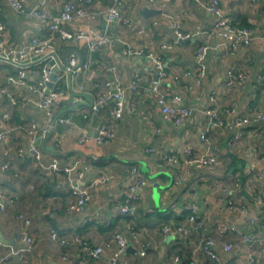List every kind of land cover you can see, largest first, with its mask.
I'll return each mask as SVG.
<instances>
[{"label": "crops", "instance_id": "0c3cea01", "mask_svg": "<svg viewBox=\"0 0 264 264\" xmlns=\"http://www.w3.org/2000/svg\"><path fill=\"white\" fill-rule=\"evenodd\" d=\"M67 1L80 0H47V11L56 14ZM197 1L206 0H170L163 13L145 20L140 11L148 8L146 5L136 0H122V13L132 26L119 24L111 29L113 35L125 40L134 49H143L144 54L154 53L166 63L172 78L161 81V88L182 96L184 104L193 111V115L182 126H174L162 115L148 94L131 89L135 73L142 76L141 85L144 87L157 82L158 74L144 56H129L121 45L94 53L90 71L79 77L72 75L70 83L66 73L59 72L58 84L67 99L58 112L76 104L80 106L60 117L69 118L71 124L57 121L51 128L52 136L46 142V146L52 148L50 153L46 154L38 147L44 160L49 163L57 157L65 165H75V169L84 175L82 185L102 174L113 178L111 183L91 192V200L81 213H66L77 197L70 189L65 174L40 170L32 159L18 155V150L27 152L30 147L31 140L26 132L28 125L34 122L42 127L44 114L28 103L12 105L10 98L17 99L26 91L7 81L16 68L0 60V89L11 96L0 98V129L7 125L22 127L19 134L12 136L8 147L0 145V191L12 199L5 211L0 212V235L10 244L0 242V259L8 257L11 264H78V251L74 248L62 251L49 239L51 231H56L68 240L80 236L93 246H103L112 241L115 232H125V222H129L139 231L141 244L148 247L145 258L138 256V248L133 244L128 247L127 255L132 264H249L247 257L252 250L249 243L231 251L215 247L219 262L209 259L198 249V245L202 235L218 238L219 230L229 225L248 231L255 238L264 233V227L257 219L255 201V195H264V128L258 125L232 126L237 119L264 111V49L261 40L264 37V0H218L232 25H244L255 34L251 45H238L230 52L216 48V43L207 37L214 17ZM36 5L37 0H24L26 13ZM110 5L111 0H94L89 11L95 13V17L76 22L71 31L88 26L101 29L104 13ZM172 21H177L182 33L195 38L180 42L171 49L161 50V44L171 45L175 40ZM0 22L6 28L9 43L13 45L26 43L38 33L34 20L25 14L13 12L5 3L0 6ZM154 22L156 25L152 24ZM140 27L144 29L143 34H137ZM204 44L210 49L205 56V71L200 79L196 74V54L199 46ZM72 49L78 51L83 62L88 59L85 47H75L70 43H59L55 54L62 60L63 53ZM47 63L56 65L53 57ZM104 65L116 67L125 90L126 107L119 120L110 117L109 104L101 105L97 111L89 106L96 100V85L110 77L104 71ZM34 69L27 72L29 83L38 80ZM231 70L243 73V84L226 87V76ZM90 72L93 73L92 79L86 77L92 76ZM70 86L75 93L86 96L74 97ZM211 97L215 98L214 106L222 124L210 127L206 144L201 140V132L209 127L207 110L212 106ZM5 112L10 114L8 121L2 117ZM101 125L114 129L112 141L102 145L78 144L82 135L94 138ZM236 135L239 140L230 147L228 142ZM187 147L195 154L203 153L209 147L222 164L225 171L223 176L230 173L233 159L242 163L246 175L243 189L248 203L247 217L221 208V203L227 199L226 187L231 183V177L226 181L200 179L175 206L168 209L184 185L209 172L188 174L183 186L174 189L168 166L146 150L154 148L173 153L182 162ZM249 169L251 174L247 176ZM132 170L135 172L131 173ZM184 174H187L186 170ZM155 184H158V202L154 200ZM132 186L136 187L139 200L136 202L135 215L126 217L120 213L118 206L124 201L127 189ZM184 201L198 203L197 220H203L204 226L197 232L192 231L187 237L173 234L164 237V225L191 227L185 220L186 214L181 211ZM19 213L29 221L28 225L18 220ZM249 219L254 220L252 226L248 224ZM24 231L36 241L31 256L23 252ZM237 238V234L230 233L224 241L228 245L234 244ZM253 250L257 264H264V244ZM63 256L67 257L66 261L62 260ZM176 257L178 263L174 262Z\"/></svg>", "mask_w": 264, "mask_h": 264}, {"label": "built area", "instance_id": "2783aa9c", "mask_svg": "<svg viewBox=\"0 0 264 264\" xmlns=\"http://www.w3.org/2000/svg\"><path fill=\"white\" fill-rule=\"evenodd\" d=\"M94 0H80L67 1L63 4L61 9L56 14H50L47 11V0H37V5L26 13L24 0H0V6L6 4L13 12L17 14H25L37 24V34H35L30 41L19 45L9 43L6 35V28L0 22V60L5 64L12 65L16 68L13 75L7 77V81L14 84L17 88H24L25 93L20 97L10 98L12 105H20L28 103L33 105L37 110L44 114V124L38 127L36 123L31 122L28 125L26 132L30 137V147L27 152L18 150L20 157L32 159L40 170H48L57 174H65L67 176L68 184L72 192L77 197L73 206L67 209V215L81 213L91 200V192L101 188L103 185L109 184L113 178L109 175L102 174L91 179L86 185H82L84 175L75 169V165H65L59 158H52L49 163L44 160L42 151L34 145L37 138H42L47 131H51L53 127L52 120L60 109L62 103L67 99V95L59 87V76L53 80V68L55 64H48V60L52 58V54L59 43H70L73 46L85 47L87 52V60L82 63L80 68H77L79 58L77 54L70 53L67 58L66 72H71L72 75L79 77L81 74L88 73L91 69V58L96 52L103 49L113 48L121 45L124 51L129 56H144L151 65L155 67L158 74V81L150 84L148 87L141 85L143 79L138 73L134 75V82L131 89L133 91L144 92L148 94L160 113L169 119L174 126H182L185 121L193 115L192 109L187 107L179 94H174L168 89L161 88V81L172 78L168 73L166 63L154 53H145L143 49H134L125 40L116 37L111 33L112 27L119 24L131 27V23L127 21L122 13V0H111V5L104 13V24L101 29L94 27H86L85 29L73 30L74 24L84 19H92L95 13L89 11V7ZM137 3H143L148 8L160 10L162 13L167 8L170 0H136ZM200 7L209 11L213 17V23L207 31V37L216 43V48L234 51L238 45L249 46L255 40L254 31L247 27L232 25L231 21L227 19L220 6L218 0L197 1ZM156 25V22L152 23ZM171 29L173 30L175 40L171 45L163 43L160 45L161 50L171 49L177 46L180 42L186 41L192 37L191 34H184L180 30L177 21L171 22ZM144 29L138 28L137 34H143ZM262 40V48L264 49V37ZM210 47L207 44L199 46L196 54L197 59V76L201 79L204 71V59ZM35 68L38 80L34 83L27 81V72L29 69ZM103 69L109 73L110 77L102 84L96 85V100L92 106L94 111L103 104H109V114L114 120L122 118L126 107L125 90L122 86L117 69L113 65H104ZM65 72V73H66ZM92 76H86L92 79ZM245 77L243 73L234 70L228 71L226 76V87L232 88L243 84ZM51 83V85H49ZM11 97L7 95L4 90L0 89V98ZM215 98L211 97L212 106L207 110L209 117V127H206L201 132V140L208 144L207 133L210 127L215 128L221 126L216 108L214 106ZM143 116V113H141ZM4 120L8 121L10 114L5 112L2 114ZM60 123L71 124L69 118H59ZM56 121V122H57ZM258 125L264 128V111H257L248 116L237 119L233 123V127L240 128L242 126ZM22 127L6 126L0 129V145L8 147L12 136L19 134ZM25 131V129H24ZM115 137V132L112 127L101 125L94 138L82 135L78 139V144L87 145L94 143L95 145H102L108 141H112ZM239 137L236 135L228 142L230 147L236 144ZM149 154L155 155L163 161L171 171L173 176L172 187L174 189L181 188L186 182L188 174H193L198 171H206L218 176H223L221 162L217 156L211 153L209 147L203 153L195 154L190 147L185 148L183 153V161L181 162L177 155L173 153H165L160 149L148 148L146 150ZM6 168V166H5ZM184 169V171H183ZM185 170L187 174L185 175ZM135 171L132 170L131 173ZM247 176L251 174L249 169ZM246 176V175H245ZM227 199L221 203V208L229 209L231 212H238L243 216H248L247 199L244 194L241 176L238 172L231 174V183L226 187ZM256 207L258 210L259 222L264 227V195L256 196ZM139 200L136 187L132 186L127 189L124 195V201L119 204V211L126 217H131L136 213V202ZM12 203V199L5 197L0 191V212H4L7 205ZM181 211L186 214L185 220L191 227L184 225L172 227L164 225L162 232L164 237L167 235H178L180 237H187L192 231H199L204 226L203 220H197L199 214V205L195 201L182 202ZM182 213V214H183ZM19 221H23L25 225L29 221L24 218L22 213L17 215ZM250 226L254 224V220L249 219ZM125 232L117 231L113 235L110 243L103 246L91 245L87 243L80 236H75L73 239L58 235L56 231H51L48 235L49 239L56 243L63 251L74 248L78 251V264H132L128 258V247L133 244L138 248V256L145 258L147 253V246L141 244L140 233L129 222H125ZM237 234V240L234 244H226L224 238L227 234ZM22 242L24 245L23 252L31 256L36 241L31 237L27 231L23 232ZM244 243H249L251 252L248 254L247 260L249 264H257L256 253L254 247L260 248L264 244V233L261 237H253L250 233L244 232L235 225L224 226L219 230L218 238H213L208 234L201 236L198 249L201 250L209 259L214 262H219L217 254L214 252L215 247H222L224 251H231L232 249H239ZM20 257V256H19ZM63 261L67 260L66 256L62 257ZM174 262L178 263V258H174ZM0 264H11L8 257L0 259Z\"/></svg>", "mask_w": 264, "mask_h": 264}, {"label": "water", "instance_id": "95a60500", "mask_svg": "<svg viewBox=\"0 0 264 264\" xmlns=\"http://www.w3.org/2000/svg\"><path fill=\"white\" fill-rule=\"evenodd\" d=\"M162 12L160 10H157V9H150V8H144L140 11V15L145 19V20H149L150 18H152L153 16L155 15H159L161 14ZM195 36L186 40V41H192L194 40ZM69 53H75L77 54L78 58H79V63L77 65V68H80L82 66V63H83V60H82V57L80 56V54L78 53V51H76L75 49H72V50H68V51H65L62 55V60H60L57 55L55 53L52 54V57L55 59L56 61V67L53 68V74H52V79L55 80L57 77H58V74L59 72H66V67H67V56ZM66 75H67V79H68V82L70 83L71 82V78H72V73L71 72H66ZM51 85V83L49 84ZM70 92L71 94L74 96V97H78V96H86L84 94H79V93H75L71 86H70ZM93 104H90L89 106L92 107ZM80 104H76L74 106H71L70 108H67L63 111H60L58 112L55 117L53 118L52 120V123L55 124V122L65 113L71 111V110H74L76 109L77 107H79ZM52 136V133L51 131H47L44 136L42 138H37L34 145L37 146V147H41L42 151L45 152L46 154L50 153L52 151V148L50 147H47L46 146V142L51 138ZM233 170L230 171V173L226 174L225 176H218V175H215V174H212V173H204V174H201L200 176L198 177H195L193 178L191 181H189L186 185H184V187L181 189L180 193L177 195V197L172 201L171 205L168 207L171 208L173 206H175L181 199V197L183 196V194L189 189L191 188L192 186H194V184L196 182H198L200 179H203V178H210V179H214V180H220V181H226L228 179H230L231 177V174H232ZM157 187H158V184H155L153 189H154V200H156V202L159 201V194L157 193ZM0 242L2 244H6V245H10L9 243H7V241H4L0 235Z\"/></svg>", "mask_w": 264, "mask_h": 264}, {"label": "trees", "instance_id": "16d2710c", "mask_svg": "<svg viewBox=\"0 0 264 264\" xmlns=\"http://www.w3.org/2000/svg\"><path fill=\"white\" fill-rule=\"evenodd\" d=\"M241 27H245V26L244 25H241ZM82 56H83V54H82ZM229 170L230 171L233 170V172H232L233 174H235L236 172H238L240 174V176H241L242 184L244 185L246 176H245L244 171H243L242 163H240V161L238 159L235 158V159L232 160V163H231V166L229 167Z\"/></svg>", "mask_w": 264, "mask_h": 264}]
</instances>
